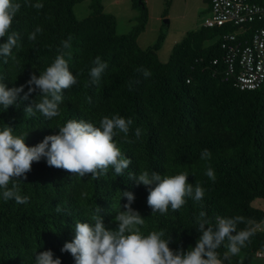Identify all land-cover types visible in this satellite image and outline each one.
I'll use <instances>...</instances> for the list:
<instances>
[{"label":"trees","instance_id":"1","mask_svg":"<svg viewBox=\"0 0 264 264\" xmlns=\"http://www.w3.org/2000/svg\"><path fill=\"white\" fill-rule=\"evenodd\" d=\"M82 1L14 0L21 8L9 34L17 32L20 40L12 50L15 59L0 57V77L8 88L24 85V89L12 106L6 110L0 106V130L7 125L14 135L27 132L25 144L32 147L45 136L57 134V128L69 119L99 126L102 117L119 115L133 120L127 137L131 143L124 142L122 133L115 137L122 155L132 163L123 175L116 176L109 168L106 175L94 179L50 167L43 158L33 162L26 179L13 181L19 184L20 194L30 198L28 203L4 201L0 194V264H36V254L46 250L60 258L61 264H75L70 253L61 252L64 243L74 238L75 223H91L98 206L106 228L115 229L114 217L127 203L122 196L125 191L134 195L131 207L145 219L144 234L163 229L165 238L171 236L173 250L195 246L201 235L197 231L201 211L213 226L218 216H243L246 222L238 224L237 231L264 222V211L251 206L255 199L264 200V84L240 91L221 81L223 51L215 39L227 29L200 26L187 32L172 48L168 61L161 63L157 51L164 35L146 50L137 43L148 20L145 0H131L139 16L136 26L123 35L116 33L115 18L104 12L102 0H90V14L77 20L73 8ZM249 1L264 4V0ZM35 3L44 6L36 9L31 6ZM37 26L42 32L29 41V33ZM69 36L71 48L64 51L71 52V58H65L69 71L79 75L75 85L63 90L60 116L47 119L38 111L27 115L25 108L41 97L33 92L24 99L26 82L50 66ZM6 39L7 35L0 38V43ZM97 56L108 67L99 83L91 84L89 72ZM138 69H147L151 76L145 78ZM136 128L141 130L139 138ZM204 149L210 151V159H201ZM209 167L215 172V182L205 175ZM185 170L188 183L205 189L204 197L201 201L186 197L178 211L169 207L166 214L152 213L146 186L128 175L143 171L176 175ZM227 243L217 250L221 258ZM257 251H264V232L255 229L240 252L255 255Z\"/></svg>","mask_w":264,"mask_h":264},{"label":"clouds","instance_id":"2","mask_svg":"<svg viewBox=\"0 0 264 264\" xmlns=\"http://www.w3.org/2000/svg\"><path fill=\"white\" fill-rule=\"evenodd\" d=\"M31 6L41 9L44 5L35 3ZM20 8L21 4L14 0H0V38L7 35L6 41L0 43V57H12L13 48L18 46L19 34L15 31L9 34V30ZM41 32L42 28L37 26L29 33V41H35ZM71 40L72 37L69 36L67 40L62 41V47L57 49L58 54L50 66L39 73V76L32 74L26 82L28 92L25 93L24 99L33 92H38L41 97L39 102L32 101L25 108L27 115H35L38 111L47 119L60 116L63 90L75 85L79 75L77 73L74 76L69 71V63L65 58H71V52L64 51L71 48ZM4 62L7 63V59ZM92 63L94 66L89 72L90 83L98 84L108 65L99 56ZM138 71H142L145 78L151 76L147 69ZM129 87L131 88V84ZM23 89L24 85L8 88L0 77V106L4 110L12 106ZM132 124L131 118L125 119L119 115L102 117L99 126L84 119H69L57 128V134L45 136L32 147L25 144L27 132L14 135L13 128L5 125L0 130V194L4 201L28 203L30 198L21 195L19 184L13 181L26 179L25 174L31 171L33 162H39L42 158L48 166L66 170L81 178L91 176L99 179L108 173L109 168L114 170L116 176L123 175L132 160L122 155L115 137L122 133L124 142L131 143L127 137ZM140 135L141 130L136 128L135 136L139 138ZM210 158V151L204 149L201 159ZM128 175L137 184L146 186L147 204L152 213L166 214L169 207L178 211L186 203V197L201 201L205 194V189L199 183L195 187L188 183L187 170L176 175H161L155 171H143L139 175L129 172ZM205 175L215 182V172L211 167L206 170ZM122 196L126 197L127 203L123 205L124 210L114 217L117 223L115 229L106 228L103 218L99 215L101 209L96 206L91 217L92 222H76L74 238L71 242L64 243L61 252L70 253L75 264H224V261L239 254L255 234L254 227L237 231V225L246 222L243 216H218L213 226L207 219L206 212L201 211L197 218V231L201 235L195 246L186 251L173 250L169 247L171 236L165 238L163 229L144 234L142 229L145 219L131 207L134 195L125 191ZM56 210L61 211L59 207ZM226 240L227 251L221 258L217 250ZM53 257V252L46 250L36 254L35 262L61 264L60 258Z\"/></svg>","mask_w":264,"mask_h":264},{"label":"built area","instance_id":"3","mask_svg":"<svg viewBox=\"0 0 264 264\" xmlns=\"http://www.w3.org/2000/svg\"><path fill=\"white\" fill-rule=\"evenodd\" d=\"M207 13L201 26L227 29L215 39L223 51L221 81L240 91L258 89L264 84V4L210 0ZM255 257L264 260V251H257Z\"/></svg>","mask_w":264,"mask_h":264},{"label":"rangeland","instance_id":"4","mask_svg":"<svg viewBox=\"0 0 264 264\" xmlns=\"http://www.w3.org/2000/svg\"><path fill=\"white\" fill-rule=\"evenodd\" d=\"M147 1L149 21H147L144 38L146 41H154L155 43L160 35L165 36L166 39L163 49L159 53V60L161 63H166L174 45L179 43L187 32L194 31L203 24V21L208 17L209 5L207 0ZM89 5L90 0H84L74 6L73 12L77 20H82L90 14ZM102 5L104 12L115 18L118 34H128L136 26L139 11L132 8L131 0H102ZM130 20H134L136 23L127 29ZM251 206L264 211V200L255 199ZM260 227L264 231V223ZM238 258L248 260L249 264H264L263 259H257L255 255L241 252L232 256L230 260H237Z\"/></svg>","mask_w":264,"mask_h":264},{"label":"crops","instance_id":"5","mask_svg":"<svg viewBox=\"0 0 264 264\" xmlns=\"http://www.w3.org/2000/svg\"><path fill=\"white\" fill-rule=\"evenodd\" d=\"M145 4H146V7L148 6V1L147 0H145ZM147 9H148V7H147ZM148 14H149V10H148ZM136 19V18H135ZM147 21H149V18H148V20ZM135 23H136V21L134 22V20H130L129 21V23H128V27H127V29H130L133 25H135ZM147 24H148V22L146 23V25H145V29H144V31L142 32V33H140V35L138 36V38H137V43H138V45H139V47L142 49V50H146V49H149L150 47H152L155 43H154V41H149V40H147L146 41V39L144 38L145 36V33H146V29H147ZM126 29V30H127ZM195 30H197V29H195ZM194 30V31H195ZM116 33H117V27H116ZM125 33V32H124ZM118 34V33H117ZM118 35H122V34H118ZM165 36H164V39H163V42L161 43V46H160V48H159V50L157 51V55H158V58L160 59V57H159V53H160V51L163 49V44H164V41H165ZM157 41V40H156ZM180 43V42H179ZM178 44V43H177ZM210 44V42H206L205 43V45L207 46V45H209ZM176 45V44H175ZM174 45V46H175ZM172 52V51H171ZM171 54V53H170ZM170 56V55H169ZM169 58V57H168ZM164 62H165V60H164ZM263 211V210H262ZM262 223H264V222H261L255 229L256 230H258V231H262V232H264L262 229H261V224ZM238 261H241L242 259H240V258H238L237 259Z\"/></svg>","mask_w":264,"mask_h":264},{"label":"water","instance_id":"6","mask_svg":"<svg viewBox=\"0 0 264 264\" xmlns=\"http://www.w3.org/2000/svg\"><path fill=\"white\" fill-rule=\"evenodd\" d=\"M141 0H138V2H140Z\"/></svg>","mask_w":264,"mask_h":264}]
</instances>
